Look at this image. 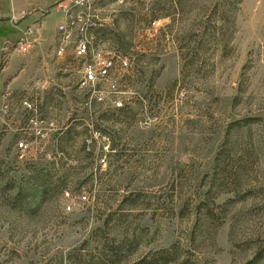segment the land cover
Here are the masks:
<instances>
[{"label": "rangeland", "instance_id": "1", "mask_svg": "<svg viewBox=\"0 0 264 264\" xmlns=\"http://www.w3.org/2000/svg\"><path fill=\"white\" fill-rule=\"evenodd\" d=\"M87 1L120 104L91 112L61 16L41 30L61 0H0V48L32 34L0 52V264H244L264 245V0Z\"/></svg>", "mask_w": 264, "mask_h": 264}, {"label": "built area", "instance_id": "2", "mask_svg": "<svg viewBox=\"0 0 264 264\" xmlns=\"http://www.w3.org/2000/svg\"><path fill=\"white\" fill-rule=\"evenodd\" d=\"M61 18L56 25V33L59 36L54 49V54L61 56L68 48H72V55L75 59L83 61L81 76L78 81V88L85 93L87 112H91L93 104H103L106 100L114 103L116 107L120 104L116 102L117 87L116 81L112 77L115 70V60L103 53L101 49L94 46L92 37L87 33L90 23L88 18H83V14H76L71 8L76 4L86 5L87 0H61ZM72 33H74L72 35ZM18 43H4L0 52L2 55L9 54L17 50L20 53L26 52L28 48V36ZM120 68L126 67L125 59L117 61ZM26 105L25 103H23ZM29 108V105H26ZM22 147L21 143L17 144Z\"/></svg>", "mask_w": 264, "mask_h": 264}, {"label": "trees", "instance_id": "3", "mask_svg": "<svg viewBox=\"0 0 264 264\" xmlns=\"http://www.w3.org/2000/svg\"><path fill=\"white\" fill-rule=\"evenodd\" d=\"M42 184L35 185L34 187H40ZM244 264H264V245L258 249L255 250L252 257L245 261Z\"/></svg>", "mask_w": 264, "mask_h": 264}, {"label": "crops", "instance_id": "4", "mask_svg": "<svg viewBox=\"0 0 264 264\" xmlns=\"http://www.w3.org/2000/svg\"><path fill=\"white\" fill-rule=\"evenodd\" d=\"M60 16H61V13H60L59 10L54 11L53 18L51 19L50 16H49L48 21H47L45 24H43V28L41 27V30L48 29V27H49V21L56 20V19H58V17H60ZM31 35H32V34L30 33V35L28 36V38H29Z\"/></svg>", "mask_w": 264, "mask_h": 264}]
</instances>
